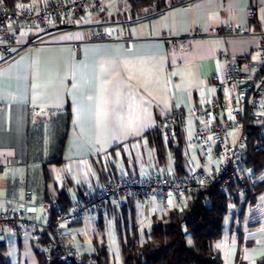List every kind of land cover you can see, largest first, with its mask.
Here are the masks:
<instances>
[{
  "label": "crops",
  "instance_id": "1",
  "mask_svg": "<svg viewBox=\"0 0 264 264\" xmlns=\"http://www.w3.org/2000/svg\"><path fill=\"white\" fill-rule=\"evenodd\" d=\"M119 1L103 0L101 10L63 18L39 36L20 28L19 42L39 37V43L6 59L0 53V209L37 216L31 234L0 230L5 264H38L42 237L49 236L41 208L47 194L63 195L72 208L114 175H179L198 167L199 152L189 145L193 119L169 134L165 119L174 108L188 111L217 96L210 78L221 71V52L256 59L264 0H181L144 15L121 10ZM250 8L256 9L253 18L247 16ZM226 25L247 34L211 35ZM102 33L111 39L97 40ZM217 166L209 154L204 168ZM241 171L246 183L263 189L253 201L233 190L238 200L229 201L222 234L212 243L219 264L264 259V169L253 173L242 165ZM166 202L123 197L118 205L111 202L63 224L61 236L82 255L94 252V241L105 242L110 262L121 264L132 226L144 242L152 221L177 206Z\"/></svg>",
  "mask_w": 264,
  "mask_h": 264
},
{
  "label": "built area",
  "instance_id": "2",
  "mask_svg": "<svg viewBox=\"0 0 264 264\" xmlns=\"http://www.w3.org/2000/svg\"><path fill=\"white\" fill-rule=\"evenodd\" d=\"M103 0H28L14 5L0 0V53L4 59L20 50L38 44L39 37L27 42L17 40L20 28L40 32L58 25L63 18L83 10L103 8ZM256 9L247 11L248 18L255 16ZM247 32L237 26L226 25L211 35L222 37L244 35ZM256 49V59L245 55L231 56L220 53L221 71L213 74L210 81L216 88L217 96L205 103L197 104L188 111L174 108L165 119L164 132L169 134L179 122L184 125L188 119L194 121V132L189 145L200 155V164L186 175L154 174L149 177L114 175L103 181L92 195H85L76 201L68 211L59 210L54 194H47L41 204L46 219L49 237L43 247V256H55L63 264H76L81 261L80 251L74 243L61 236L63 224H74L94 210L110 205H118L123 197H133L144 202L172 200L177 206L185 205L192 193L202 187L217 182L221 193L244 191L247 178L241 171L245 154L247 131L250 127L264 134V29ZM97 40L107 41L111 37L102 33ZM169 47H176L170 40ZM79 51V43L75 45ZM212 154L218 166L212 170L204 168L207 156ZM32 191L25 190L23 205L27 206ZM53 218V219H52ZM37 226V216L33 211L0 209V230L15 231L21 235L33 233Z\"/></svg>",
  "mask_w": 264,
  "mask_h": 264
},
{
  "label": "trees",
  "instance_id": "3",
  "mask_svg": "<svg viewBox=\"0 0 264 264\" xmlns=\"http://www.w3.org/2000/svg\"><path fill=\"white\" fill-rule=\"evenodd\" d=\"M4 1L9 5L15 4L12 0ZM145 4L147 3L143 0H134L131 9L136 11L134 6ZM179 126L181 123L178 122L175 132ZM245 148L242 165L250 168L253 173L262 171L264 136L257 129L250 127L247 131ZM180 166L181 158L179 153H176V167ZM235 185L237 184L232 185L227 193L220 192L217 182L195 190L185 205L176 206L161 218L152 221L144 242L138 240L137 226L133 225L132 234L127 235L121 246V264H219L221 256L213 249L212 243L222 234L223 219L228 211L229 201L238 200L233 191ZM262 189L261 184L247 183L243 191L245 201H253L255 194ZM63 197H56L58 209L68 211L71 209L70 205L62 199ZM48 237H42L44 244ZM93 248L91 255L80 253L81 261L76 264H112L105 242L96 240L93 242ZM0 264H5L1 258ZM38 264L63 263L55 256L46 259L40 254ZM257 264H264V259Z\"/></svg>",
  "mask_w": 264,
  "mask_h": 264
},
{
  "label": "rangeland",
  "instance_id": "4",
  "mask_svg": "<svg viewBox=\"0 0 264 264\" xmlns=\"http://www.w3.org/2000/svg\"><path fill=\"white\" fill-rule=\"evenodd\" d=\"M131 1L130 0H120L119 3L121 5V10L122 9L128 10L129 7L131 8L133 6L134 0H131ZM143 1H145V3H147V4L138 5V7L134 6V8H137L136 13H138L139 15H144V14L156 12V11L166 7V6L172 5L174 3L175 4L179 3V1H181V0H143ZM166 201H167L166 203L169 206H171L170 202L172 200L171 201L166 200ZM173 204H175V203H173Z\"/></svg>",
  "mask_w": 264,
  "mask_h": 264
}]
</instances>
